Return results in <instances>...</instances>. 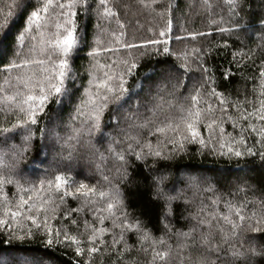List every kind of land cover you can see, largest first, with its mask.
<instances>
[{
	"label": "snow or ice",
	"instance_id": "6c2138e0",
	"mask_svg": "<svg viewBox=\"0 0 264 264\" xmlns=\"http://www.w3.org/2000/svg\"><path fill=\"white\" fill-rule=\"evenodd\" d=\"M137 2L155 14L154 23L145 29L137 20L129 34L112 0H0V245L20 253L26 241L39 238L47 254L71 250V264H93L101 252L113 257L111 264H137L133 251L144 253L145 264H168L172 245L153 235L147 211H129V193L143 187L160 205L166 231L173 217L188 221L176 232L179 264H261L264 180L236 183L234 192L244 198L221 200L219 188L233 183L223 175L227 170L177 161L195 146L204 157L247 160L237 172L264 175V59L257 65L253 50L242 47V37L257 26L264 42V0L256 9L250 0H186L185 7L205 17L204 31L174 25L179 0ZM90 17L96 22L88 42L80 21L86 28ZM141 29L149 35L137 36ZM213 33L222 45L181 53L170 46ZM229 41L238 45L230 63L251 82V95L220 90L237 73L225 69L218 80L206 66L205 57L230 48ZM85 48L87 66H76ZM249 61L257 75L244 77ZM81 161L94 164L95 176L77 170ZM205 192L214 194L208 204ZM68 199L79 201L77 207ZM129 233L137 245L128 243ZM0 264H8L2 250ZM53 264H59L55 256Z\"/></svg>",
	"mask_w": 264,
	"mask_h": 264
},
{
	"label": "trees",
	"instance_id": "16d2710c",
	"mask_svg": "<svg viewBox=\"0 0 264 264\" xmlns=\"http://www.w3.org/2000/svg\"><path fill=\"white\" fill-rule=\"evenodd\" d=\"M135 5L137 3V0H132ZM127 1L126 0H112L113 6L115 7V10L119 14V18L125 22V19L123 17L124 13L126 14V11L124 10V5ZM181 12L177 13L176 15L179 17L178 20H174V25L179 23L183 27L193 30V31H204L206 29L207 21L205 17L202 14H196V7L187 8L185 7L186 0H179ZM194 4H197V0H193ZM250 3L253 7V9H256L258 7V0H250ZM198 6V5H197ZM217 12L220 11V9H216ZM124 12V13H123ZM149 13V14H148ZM128 15V14H127ZM149 17L153 20L154 13L152 12H142L143 18ZM225 21L227 20L226 10H225ZM129 14L127 17L129 18V21H133L132 24H128V31L129 34H131L133 31H135V20L130 17ZM141 24L145 25V29L150 23H145L142 21V19H137ZM96 22L95 17L88 18L87 21V27L84 28V19L81 18V26L84 31L87 32V41L91 42L92 40V34L95 31L93 25ZM154 23V21L152 22ZM163 23L162 21L160 22ZM101 25H104V21L101 20ZM222 26H227V24H223ZM110 28L115 27V23L113 22L111 25H109ZM260 29L257 26V31L255 33L248 32L245 34L243 39V45L245 51L248 49H252L254 52V55L252 59L256 61V64H259V61L264 59V49H258L257 45L264 43L259 38ZM137 36H146L149 35L144 29H141L136 32ZM231 44L230 48H223L222 46L219 48H216L212 51V54L210 56L205 57V63L206 66L214 69L217 79L219 80L221 77V73L225 69H229L237 73V66L235 64H231L232 56L230 53L232 51H235L237 46L236 44H232L231 41H229ZM186 44H188L186 46ZM213 45H222V37L216 33H213L210 37L204 38V37H197L195 41H184V42H176L172 41L170 42V46L173 51L176 53H181L185 50V46L188 47V49H191L193 46L207 49L211 48ZM87 50L83 49L75 58V65L76 66H87L88 58H87ZM155 58H153L154 62ZM148 66L145 65L144 68H147ZM195 67V65H193ZM144 68H142L140 71H138L137 76L140 77L144 71ZM242 73L244 77L248 76H256V67L253 66L252 62H246L242 67ZM79 74L81 76H85V73L83 71V67L80 68ZM197 79L199 78V73L195 72L193 73ZM86 78V77H85ZM134 81L130 80V84ZM3 85V81H0V86ZM198 86V85H197ZM224 86H227L228 90L232 93L233 96H236L239 92V90H248V94L251 95V82L242 79L241 74L237 73L235 76L229 77L228 81H225L223 86L220 90H224ZM50 115H54L53 113H50ZM43 124V121H42ZM225 127L228 129V131H231V126L229 124H226ZM13 143L19 144V139L13 141ZM35 152V145L33 147L32 153L29 154V158H31V155H33ZM180 164H189V165H198L204 168H212V169H218V170H227L226 173H223V175L230 176V180L232 183V187H223L219 188V194L221 196V200L224 199H233L235 201H239L244 198L245 193L242 192H234V186L236 183H240L242 181H248L251 184H256L257 186L260 185V182L264 180V175H261L260 173H247V172H237V169L245 168L248 166V161L245 159H236L233 158L231 160H225V159H213L211 156H201L196 152V147L191 146L190 151L187 155L183 157L182 160L177 161ZM80 166L83 167V162H79L77 165V170H79ZM108 166L111 167V162H108ZM85 169V168H83ZM84 171V170H83ZM84 171V176H95V174H87ZM84 176H79L77 179L83 180ZM89 183H94L95 181H88ZM219 187V186H218ZM12 189H8L9 195L11 194ZM131 196L130 200V207L129 211L132 212H138L141 210L147 211V219L149 220L150 227L152 228L153 235L156 237H160L161 235H164L165 240L168 244L172 245V255L169 258L168 264H179L180 261V255L181 250L177 248V245L179 244L178 236L176 235L177 230H186L188 221L186 220H179L176 217H173L171 220V231H166L162 225L159 224V218H160V212L161 207L158 203L150 202L151 196L148 191H145L143 187L139 189H132L129 193ZM188 195H192L191 192L188 193ZM204 198V202L206 204V201L208 197L214 196L213 193L205 192L202 194ZM249 198H251V193H248ZM200 194H197V200H199ZM79 201L68 199V206L71 208L77 207V204ZM220 210L223 211V206L221 205ZM84 217L87 219H92L90 214L85 212ZM105 227H111V220H105L104 223ZM105 239L110 240V236L106 235ZM128 243L131 245H137L136 237L135 235L129 233L127 236ZM45 245L42 243V241L37 238L35 240H30L25 242V247L22 252L17 253L15 251H12L7 246L0 245V250H2L3 254L8 258V264H25L26 258H35L39 261H45L48 264H53V256H55L56 260L59 261V264H71L72 262V252L71 250L64 249V248H56L55 252L53 254H47L45 252ZM158 248L160 246H157ZM189 254L188 250L183 251V255L187 256ZM196 252L192 251V257L193 260L196 259ZM132 257H135L137 264H145V261L147 257L144 255L143 252H137L133 251L131 253ZM113 259L112 256H110L107 253H99L95 254V260L93 264H111V260ZM185 264H188L187 261H185ZM261 264H264V262H261Z\"/></svg>",
	"mask_w": 264,
	"mask_h": 264
},
{
	"label": "rangeland",
	"instance_id": "374dc122",
	"mask_svg": "<svg viewBox=\"0 0 264 264\" xmlns=\"http://www.w3.org/2000/svg\"><path fill=\"white\" fill-rule=\"evenodd\" d=\"M126 1L127 2L125 3V5H128L127 9H125V7H124L126 14L123 12L124 13L123 17L125 19V23L129 22V18L127 17L129 14L131 15L130 17H132L135 21H137V19H142L144 24L153 22V20L149 17V15H147L146 18L145 17L143 18V16H142V12L146 13V12H149V10L141 8V6L138 2L135 3V5H133L134 3H132L133 2L132 0H126ZM187 45L188 44H186V46ZM186 46H185V48H188ZM82 162H83V168H85L83 170L86 171L85 173L89 174V172H90V174H96L95 166L93 163L88 162V161H82ZM208 203H209V200L207 199L206 204H208ZM177 238H178V241L180 244L182 242L181 238H179V237H177ZM39 264H48V263L42 260V261H39Z\"/></svg>",
	"mask_w": 264,
	"mask_h": 264
}]
</instances>
